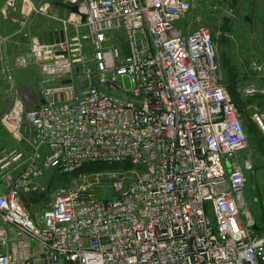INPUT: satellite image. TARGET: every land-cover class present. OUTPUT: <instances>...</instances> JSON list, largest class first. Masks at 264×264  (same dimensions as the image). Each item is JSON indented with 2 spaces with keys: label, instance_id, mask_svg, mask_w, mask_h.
<instances>
[{
  "label": "built area",
  "instance_id": "built-area-1",
  "mask_svg": "<svg viewBox=\"0 0 264 264\" xmlns=\"http://www.w3.org/2000/svg\"><path fill=\"white\" fill-rule=\"evenodd\" d=\"M19 1L27 16L60 22L65 39L41 44L24 17L17 35L30 43L4 67L12 86L17 70L37 68L42 101H17L2 120L19 147L0 150V264H264V234L246 210L242 110L210 30L179 27L194 0H7L5 17ZM50 3L78 13L61 21ZM82 39L96 75L78 76ZM124 79L129 88L117 83ZM242 93L264 99L255 83ZM248 124L264 136V111ZM87 164L143 173L116 183L114 201L60 193L37 219L29 214L23 195L40 191L34 177Z\"/></svg>",
  "mask_w": 264,
  "mask_h": 264
},
{
  "label": "rangeland",
  "instance_id": "rangeland-1",
  "mask_svg": "<svg viewBox=\"0 0 264 264\" xmlns=\"http://www.w3.org/2000/svg\"><path fill=\"white\" fill-rule=\"evenodd\" d=\"M4 1L5 0H0V20H6V17L3 14ZM233 1L236 3V10H238L239 14H236V20L234 19V24L229 30L228 24L232 9L228 4V0H194L192 12L195 22L197 21V24L193 25L192 29L199 26L208 28L216 42L219 51L218 59L221 63L222 77L224 80H226V72L220 54V45L223 42V39L226 40V45L228 47V52L231 54L232 61H234L235 65H238L241 64L242 60L249 61V53L253 44H257L259 37L264 36V8L262 9V2L264 3V1H260L261 12H258V9L256 10L254 8L257 0ZM60 9V7H53L54 11L51 12L52 14L57 12H62L64 14L65 12ZM245 17H249L254 25H246L243 20ZM40 22L43 23L41 20ZM227 22L228 24H226ZM2 32L3 31L0 30V43L4 44L5 41L8 43L11 41V49L9 48V52L12 57L19 52L18 47H20L22 42L21 40L16 41V33L18 30L16 33L10 32L11 34L5 36ZM71 35L75 36V34ZM76 35L84 38L88 36V33L86 29L83 28L79 34ZM119 41L121 44H126L128 47V44L124 42V40L120 39ZM252 42L253 44H251ZM82 51V64L78 76L83 75L85 71H90L93 75H96L93 49L90 41L82 39ZM32 69V71L18 70V72H16L18 82L13 86L6 83L0 71V142L3 144L9 142L7 135L3 130L5 129L2 124L4 116L11 111L18 100H23L27 103V106H31L33 103L34 105L37 104L38 100L41 98V84L36 72L37 69ZM117 83L120 86L129 88V80L127 79L118 80ZM25 94H28L31 99H33V102L30 101L28 104L29 100L25 99L27 96H25ZM9 135L11 136L10 133ZM12 142L14 143L13 138ZM17 146L18 145L14 143L13 147L4 146V148L14 149ZM242 157L251 166V168L245 173L248 179V194L245 198L246 210L251 214L255 223L260 228V232L264 234V154L257 135L251 130L249 132L247 149ZM142 173L143 169L141 168L135 169L134 167L129 166L102 164H87L77 172L69 174H64L57 170L44 171L41 175H38L33 179L34 183L32 186L37 185L40 191L34 194H24V204L29 214L37 219L38 215H40L60 193L79 191L82 194L96 197L98 201H114L120 195L114 188L115 184L123 182L126 185H129L137 179L138 174ZM43 188H45L46 192L41 191ZM38 256V254H35V258L40 259Z\"/></svg>",
  "mask_w": 264,
  "mask_h": 264
},
{
  "label": "crops",
  "instance_id": "crops-1",
  "mask_svg": "<svg viewBox=\"0 0 264 264\" xmlns=\"http://www.w3.org/2000/svg\"><path fill=\"white\" fill-rule=\"evenodd\" d=\"M7 0L4 1V5ZM44 1V0H43ZM42 1V2H43ZM264 0H257V3L254 5V8L258 12H261V2ZM262 9L264 8V3L262 2ZM3 5V6H4ZM51 5V11L53 10V7H60V10H63L65 13L63 14L62 12L60 13H54L53 15L57 16L59 20L64 21L69 18V16L72 14V11L69 10L66 6L58 5V4H52ZM193 12V11H192ZM192 12L187 18L186 23L180 24V28L184 29L187 26H190V28L193 27V25H196L197 21L195 22L194 20V15H192ZM52 13V12H51ZM29 14L26 5L24 2L19 1L18 4V11L13 14L11 19L6 20H0V30H2V34L9 35L11 33H16L18 28H19V23L21 20H23L24 17H29V29L30 31L32 30L31 33H33L35 36H39L40 34H48L52 32H62L63 27L60 22L54 21L52 19H48L45 16H42L40 14H32L31 16H27ZM239 14V12H238ZM196 15V14H195ZM239 17V16H238ZM39 19V20H38ZM43 21L42 22H40ZM48 20V21H47ZM244 23L248 26L254 25L249 17L243 18ZM224 25V24H223ZM17 29V30H16ZM11 32V33H10ZM22 42H28L27 39L25 38H20ZM15 41V40H13ZM17 41V40H16ZM11 42V41H10ZM10 42L0 43V71L3 79L5 80V74H4V67L6 64L11 63L16 55H13L11 57V54L9 52L10 48ZM18 44V43H17ZM253 44V42L251 43ZM11 49V48H10ZM225 51H226V56H225ZM253 53V54H252ZM222 56V55H221ZM227 57V58H226ZM223 60V66L225 68L226 72V80L223 79V83L225 86L230 87V92L233 94L235 101L239 105L240 109L242 110V115L245 121V124L247 125L248 128V134L250 130L255 133L260 141L261 147L263 149V154H264V136L261 134V132L254 126V125H249L247 123V120L250 122V117L253 113L255 112H263L264 111V99L260 96L256 97H245L242 93L243 88L246 87L247 85L251 83H255L259 87H264V71L262 73H259L258 71L255 70L254 65L255 64H260L264 68V36H260L257 44H253L252 49L250 50L249 53V61H241V66L235 65L234 61H232L231 54L228 52V47L224 44V56L221 57ZM221 61V60H220ZM222 62V61H221ZM221 65V63H220ZM27 70V71H32ZM18 72V71H16ZM39 81H40V76L38 74V70H36ZM221 75H222V68H221ZM16 76V73H15ZM6 81V80H5ZM16 82L17 81V76H16ZM28 89V88H27ZM27 95V96H26ZM25 99H28V104L30 101L33 102V99L28 94H25ZM24 99V97H23ZM25 102V101H24ZM25 104H27L25 102ZM34 103L31 104V106L28 107H33ZM254 220V219H253ZM255 222V221H254ZM257 230H260V228L257 226L255 223Z\"/></svg>",
  "mask_w": 264,
  "mask_h": 264
},
{
  "label": "water",
  "instance_id": "water-1",
  "mask_svg": "<svg viewBox=\"0 0 264 264\" xmlns=\"http://www.w3.org/2000/svg\"><path fill=\"white\" fill-rule=\"evenodd\" d=\"M228 2L230 3V5L232 6V11H231V16H230V23H229V28H231V26L233 25L234 19L236 17L237 14V10H236V6L233 3V0H228ZM70 10L74 13H78V8L77 7H73L70 8ZM83 23L85 22V17L83 16ZM64 41V33L63 32H55V33H49V34H40L39 35V41L41 44H53V43H58L59 41ZM220 53L223 56L224 55V44L221 43L220 45ZM72 82L70 81H66L64 82V85H68L71 84ZM90 84L94 85L95 81L92 80L91 82H86L85 84L80 83V87L84 88V87H88ZM228 89H230L229 86H227ZM58 97L55 96V100L58 101ZM61 101H64V96H60Z\"/></svg>",
  "mask_w": 264,
  "mask_h": 264
},
{
  "label": "bare ground",
  "instance_id": "bare-ground-1",
  "mask_svg": "<svg viewBox=\"0 0 264 264\" xmlns=\"http://www.w3.org/2000/svg\"><path fill=\"white\" fill-rule=\"evenodd\" d=\"M193 11V10H192ZM13 16V14L11 15V17ZM52 33H55V32H52ZM49 34V33H48ZM33 36H35V35H33ZM213 37V36H212ZM20 38H22V37H20V36H18L17 35V33H16V40L17 41H19L20 40ZM37 38H38V40H39V36H37ZM122 40H124L123 38H122ZM215 41V40H214ZM40 42V41H39ZM119 42V41H118ZM29 43H30V41L28 40V42H21V45H20V47H26V46H28L29 45ZM216 43V42H215ZM223 43V42H222ZM224 44V43H223ZM18 45V44H17ZM125 45V44H124ZM18 50H19V47H18ZM218 50V49H217ZM221 54V53H220ZM224 56V55H223ZM218 57H219V51H218ZM256 65H258V66H261L260 64H255L254 65V68H255V66ZM262 68H263V66H261ZM263 71H264V68H263ZM247 96V95H246ZM253 97H256V96H253ZM19 101V100H18ZM21 102H23V104L27 107V108H33V107H36L39 103H40V101H42V95H41V98L38 100V102H37V104H35L33 107H28L26 104H25V102L23 101V100H20ZM56 101V100H55ZM15 105V104H14ZM249 121V120H248ZM248 121H247V123H248ZM12 136V135H11ZM13 138V137H12ZM13 141H14V139H13ZM14 143L16 144V145H18L15 141H14ZM2 149H8V148H2ZM1 149V150H2Z\"/></svg>",
  "mask_w": 264,
  "mask_h": 264
},
{
  "label": "trees",
  "instance_id": "trees-1",
  "mask_svg": "<svg viewBox=\"0 0 264 264\" xmlns=\"http://www.w3.org/2000/svg\"><path fill=\"white\" fill-rule=\"evenodd\" d=\"M226 24H228V22ZM223 42L226 45V40L225 39H223ZM3 130H4L5 134L7 135L9 142L7 144H3V143L0 142V149L4 148V146L13 147L14 143L12 142L11 136L9 135V133L5 129H3Z\"/></svg>",
  "mask_w": 264,
  "mask_h": 264
},
{
  "label": "flooded vegetation",
  "instance_id": "flooded-vegetation-1",
  "mask_svg": "<svg viewBox=\"0 0 264 264\" xmlns=\"http://www.w3.org/2000/svg\"><path fill=\"white\" fill-rule=\"evenodd\" d=\"M228 29H229V26H228Z\"/></svg>",
  "mask_w": 264,
  "mask_h": 264
}]
</instances>
